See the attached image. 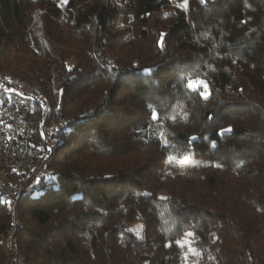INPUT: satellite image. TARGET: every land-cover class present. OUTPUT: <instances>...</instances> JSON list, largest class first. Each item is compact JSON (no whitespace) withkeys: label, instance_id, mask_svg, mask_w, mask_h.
I'll return each mask as SVG.
<instances>
[{"label":"trees","instance_id":"1","mask_svg":"<svg viewBox=\"0 0 264 264\" xmlns=\"http://www.w3.org/2000/svg\"><path fill=\"white\" fill-rule=\"evenodd\" d=\"M244 8L247 28L233 36L225 21ZM254 70L264 73V0H0V74L39 85L50 118L75 121L18 203L23 264H264ZM43 111L37 102L30 117L40 152ZM186 157L200 176L178 169ZM3 197L0 264L13 225Z\"/></svg>","mask_w":264,"mask_h":264},{"label":"built area","instance_id":"2","mask_svg":"<svg viewBox=\"0 0 264 264\" xmlns=\"http://www.w3.org/2000/svg\"><path fill=\"white\" fill-rule=\"evenodd\" d=\"M0 90L4 94L0 98V172L23 169L39 156L38 163L23 181L0 185V196L8 199L9 208L14 212L19 201L37 185L39 178L49 173L48 165L56 153L58 139L72 128L75 121L65 115L50 118V104L36 85L0 74ZM37 102L44 109V113L38 117L40 133L46 145L43 152H40V145L34 140L30 122ZM16 248L13 243L6 264H23V254Z\"/></svg>","mask_w":264,"mask_h":264},{"label":"rangeland","instance_id":"3","mask_svg":"<svg viewBox=\"0 0 264 264\" xmlns=\"http://www.w3.org/2000/svg\"><path fill=\"white\" fill-rule=\"evenodd\" d=\"M171 1L176 3V4H178V5H181L183 3V0H171ZM198 1L199 0H188V6L186 8L185 7L184 8L185 9H190L192 6L193 7L196 6L198 4ZM240 16H241V18H236L235 17L236 19H234L235 20L234 24H233V22H231V21H229L227 19L225 21L226 28H232V35L233 36H237L239 34V32H240V28L246 26V23H242L241 22V19H243V17H244V18H248L247 20H249L250 19V12L246 8H244L243 11L240 13ZM245 28H247V26ZM263 75H264V73L260 74L258 70H254V72L252 74H249V77H250V79L253 82L261 85L262 88L264 89V79H262ZM199 83L200 82H197V84H199ZM36 87L40 90L39 85H37ZM58 115H63V114H57L56 116H58ZM65 116H67V115H65ZM69 117H71V116H69ZM38 160H39V156H38ZM200 165H201V163L199 161H197L195 158H188V157H186L184 160H180L177 163L178 169L180 171H182L183 173H186V175H190V176H200L201 175ZM20 170L21 169H19V170H9V171L12 172V171H20ZM5 175H6L5 172H0V185L7 186L9 184V183H1L2 180L5 181V177H4ZM18 182H20V181H18ZM18 182H16V183H18ZM48 184L49 183H47V185ZM43 190H44V187H42V186L41 187H35L33 189V193L32 194L33 195H38V194L42 193ZM2 200L5 201L6 198L3 197ZM17 207H18V205H16V207H15L16 211L13 210L14 212H12L11 209L9 208V210H10V212L12 214V217H13L12 218L13 219V225L11 226V228L8 231V233L6 235V238H5L6 245L8 247V251H9V255H10V249L13 247V243L17 245V241H16L15 236H14L16 228H17L18 223H19L18 208ZM139 228H140V226L137 227V229H139ZM190 248H191V250L188 252L187 256L190 259H192V258L195 257V255L198 254L199 250L196 247L192 246V245L190 246ZM16 249L18 250V247ZM9 255H8V257H9ZM23 260H24V256H23Z\"/></svg>","mask_w":264,"mask_h":264},{"label":"snow or ice","instance_id":"4","mask_svg":"<svg viewBox=\"0 0 264 264\" xmlns=\"http://www.w3.org/2000/svg\"><path fill=\"white\" fill-rule=\"evenodd\" d=\"M63 2L67 3V0H63ZM200 3L205 4V3H207V0H200ZM187 6H188V0H183V3L180 5V7H185L186 8ZM242 23H247V21H242ZM146 71H148V70H146ZM200 83L204 84V81H201ZM205 87H206V84H205ZM154 118H155V116H154ZM231 130H232L231 128L222 129L221 132L222 133L223 132H230ZM188 235H192V234L189 233ZM177 243H179V242H177Z\"/></svg>","mask_w":264,"mask_h":264}]
</instances>
